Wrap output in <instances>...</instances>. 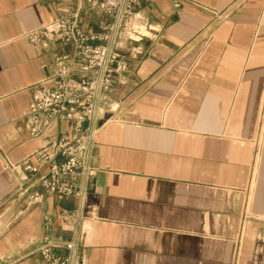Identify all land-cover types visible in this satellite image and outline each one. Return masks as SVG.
<instances>
[{"label":"crops","instance_id":"0c3cea01","mask_svg":"<svg viewBox=\"0 0 264 264\" xmlns=\"http://www.w3.org/2000/svg\"><path fill=\"white\" fill-rule=\"evenodd\" d=\"M95 1L78 13L85 29L108 19ZM75 5L0 0V264H42L45 236H71L57 213L74 199L41 186L33 156L70 124L33 136L26 116L33 84L69 51L28 35ZM134 12L126 71L100 96L72 263L264 264V0H147Z\"/></svg>","mask_w":264,"mask_h":264},{"label":"built area","instance_id":"2783aa9c","mask_svg":"<svg viewBox=\"0 0 264 264\" xmlns=\"http://www.w3.org/2000/svg\"><path fill=\"white\" fill-rule=\"evenodd\" d=\"M72 13H63L32 30L28 39L36 43L47 39L69 46V51L53 57L50 73L31 89L26 124L31 135L43 134L53 121L69 122L64 132L47 138L34 158L44 167L39 175L41 186L62 198H73L75 207L57 213L61 226L71 232L70 238L56 240L45 236L40 247L42 264H73L76 228L86 203L88 182L96 173L91 164L94 134L98 128L100 96L110 91L114 79L126 71L120 39L134 19V6L147 0H105L101 10L109 17L97 30L83 28L79 11L83 4L96 5L95 0H74ZM8 166L13 165L6 159ZM32 174L40 172L29 159L20 164ZM41 194L31 192L29 201L38 202ZM50 225V219H47ZM64 249L65 255H57Z\"/></svg>","mask_w":264,"mask_h":264},{"label":"rangeland","instance_id":"374dc122","mask_svg":"<svg viewBox=\"0 0 264 264\" xmlns=\"http://www.w3.org/2000/svg\"><path fill=\"white\" fill-rule=\"evenodd\" d=\"M102 11V10H101ZM103 12V11H102ZM104 13V12H103ZM135 13V12H134ZM105 14V13H104ZM108 19H109V17H108Z\"/></svg>","mask_w":264,"mask_h":264}]
</instances>
